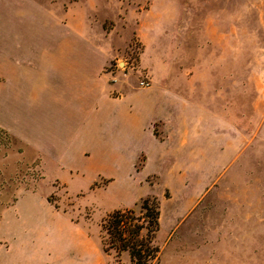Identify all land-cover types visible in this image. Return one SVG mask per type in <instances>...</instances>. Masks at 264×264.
<instances>
[{"label": "rangeland", "instance_id": "obj_1", "mask_svg": "<svg viewBox=\"0 0 264 264\" xmlns=\"http://www.w3.org/2000/svg\"><path fill=\"white\" fill-rule=\"evenodd\" d=\"M32 1L34 23H47L44 29L33 27L34 40L76 33L90 37L100 51L125 61L114 68L130 87L138 88L148 74L140 65L145 51L147 59L186 69L185 82L207 84L192 94L202 106L218 110L220 136L230 135L236 154L224 171L202 172L199 186L177 187L175 194L159 175L149 178L159 183L151 189L121 177L109 164L117 179L106 185L105 173L99 176L105 166L100 160L68 188L46 184L49 202L79 219L75 240L105 263L132 264L130 252L105 254L103 221L134 197L157 192L161 218L154 244L161 253L154 264H264V0ZM22 151V144L0 129V247L19 227L9 221L12 210L5 207L18 194L36 190L42 176L34 164L19 157L15 165L13 155L9 158ZM142 163L143 158L138 167ZM126 209L134 210L135 222L149 224L142 200Z\"/></svg>", "mask_w": 264, "mask_h": 264}, {"label": "crops", "instance_id": "obj_2", "mask_svg": "<svg viewBox=\"0 0 264 264\" xmlns=\"http://www.w3.org/2000/svg\"><path fill=\"white\" fill-rule=\"evenodd\" d=\"M32 2L0 0V129L23 146L9 154L14 164L20 157L42 173L36 190L18 194L5 207L19 227L0 247V264H119L96 259L75 240L79 219L49 202L46 184L68 188L100 160L106 185L117 179L109 164L121 177L151 189L159 183L149 178L159 175L175 194L177 187L199 186L202 172L224 171L236 155L234 144L229 134L220 136L218 110L202 106L192 94L207 84L185 82L186 69L147 59L145 51L140 65L152 86L130 87L114 68L125 61L100 51L90 37L34 40L33 27L47 23H34ZM153 195L159 194L136 196L121 209ZM103 250L112 257V249Z\"/></svg>", "mask_w": 264, "mask_h": 264}, {"label": "trees", "instance_id": "obj_3", "mask_svg": "<svg viewBox=\"0 0 264 264\" xmlns=\"http://www.w3.org/2000/svg\"><path fill=\"white\" fill-rule=\"evenodd\" d=\"M144 219L149 224L135 222L133 209H117L103 221L105 251L115 249L117 253L129 251L132 264H154L159 258L161 248L154 244L155 234L160 230L161 205L156 197L142 199ZM147 229V234L143 230Z\"/></svg>", "mask_w": 264, "mask_h": 264}, {"label": "built area", "instance_id": "obj_4", "mask_svg": "<svg viewBox=\"0 0 264 264\" xmlns=\"http://www.w3.org/2000/svg\"><path fill=\"white\" fill-rule=\"evenodd\" d=\"M116 81V79H115ZM152 86V80L148 74L144 75L143 78L139 81V87L141 88H149Z\"/></svg>", "mask_w": 264, "mask_h": 264}]
</instances>
